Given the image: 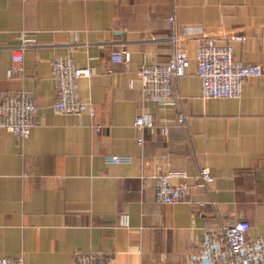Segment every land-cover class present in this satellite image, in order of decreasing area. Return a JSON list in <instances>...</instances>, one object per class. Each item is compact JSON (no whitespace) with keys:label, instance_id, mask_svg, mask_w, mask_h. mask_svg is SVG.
<instances>
[{"label":"crops","instance_id":"crops-1","mask_svg":"<svg viewBox=\"0 0 264 264\" xmlns=\"http://www.w3.org/2000/svg\"><path fill=\"white\" fill-rule=\"evenodd\" d=\"M23 34L37 41L9 76ZM174 34L190 65L173 101H144L138 68L170 61ZM231 34L246 38L235 42L236 59L264 70V0H0V101L27 92L37 104L27 139L0 129V258L74 264L97 253L113 264H193L221 225L246 220L250 238L264 234V74L246 79L239 99L210 100L197 75L200 43ZM122 51L127 65L112 61ZM59 56L94 69L78 83L94 117L53 110ZM143 113L153 129L135 125ZM112 155L131 163H110ZM202 167L214 177L209 191L194 183ZM169 171L188 174L179 181L190 194L175 205L155 197L152 175Z\"/></svg>","mask_w":264,"mask_h":264},{"label":"built area","instance_id":"built-area-1","mask_svg":"<svg viewBox=\"0 0 264 264\" xmlns=\"http://www.w3.org/2000/svg\"><path fill=\"white\" fill-rule=\"evenodd\" d=\"M175 24V18L169 19ZM241 34H231L228 42L220 44L214 38H208L199 45L197 55V75L201 84V98L210 99H239L242 96L244 81L252 77H261L264 70L259 64L244 63L235 57V42L245 41ZM36 36L23 34L20 45L12 50L14 65L8 75L21 70L19 64L24 60V52L36 44ZM174 47L173 56L165 63L142 64L138 68L141 79V97L144 101L154 100L160 104H169L174 99L177 90L175 82L183 77L190 65L187 54L179 47V37H171ZM112 61L125 63L131 61L129 52H116ZM52 76L55 82L57 97L53 103V110L64 115H78L88 111L92 117L96 109L92 103L84 102L78 89L79 80L94 75L91 67H79L74 59L68 56L55 57L51 61ZM178 124L186 122L181 114ZM37 125V104L34 97L22 92L7 95L0 101V129L7 130L21 139H27ZM135 125L141 129L155 127L152 115L143 113L136 117ZM100 130V125H95ZM163 135L169 133L163 128ZM143 140L139 144L143 145ZM107 161L114 164H129L128 156L112 155ZM155 183V197L165 205H175L190 194L187 179L188 174L183 171L157 172L152 175ZM196 186L209 191L214 177L208 167H202L193 177ZM126 224L127 217H122ZM250 224L246 220L227 226L221 225L218 231L207 233L201 249L190 255L193 264H264V234L250 238L248 236ZM0 264H27L21 259L0 258ZM74 264H113L107 257L97 253H82L77 255Z\"/></svg>","mask_w":264,"mask_h":264}]
</instances>
